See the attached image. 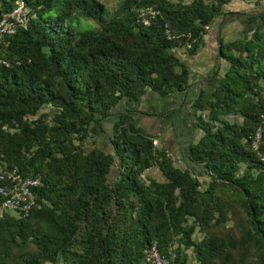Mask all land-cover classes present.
<instances>
[{
  "label": "trees",
  "instance_id": "1",
  "mask_svg": "<svg viewBox=\"0 0 264 264\" xmlns=\"http://www.w3.org/2000/svg\"><path fill=\"white\" fill-rule=\"evenodd\" d=\"M17 1L0 0V20ZM21 1L27 28L0 38V163L43 184L38 208L0 219V264H150L154 241L162 253L176 242L179 264L187 249L199 264H264V11L250 33L219 38L227 70L192 102L201 135L188 160L203 185L130 112L110 152L86 143L122 99L187 90L176 51L195 56L231 0H121L109 16L99 0ZM145 7L158 11L149 26ZM153 167L164 180L147 184Z\"/></svg>",
  "mask_w": 264,
  "mask_h": 264
},
{
  "label": "crops",
  "instance_id": "2",
  "mask_svg": "<svg viewBox=\"0 0 264 264\" xmlns=\"http://www.w3.org/2000/svg\"><path fill=\"white\" fill-rule=\"evenodd\" d=\"M211 31L205 36L204 49L210 48L212 62L204 60L196 62L190 67V87L184 92L174 91L168 95L161 96L152 89H148L141 100L129 101L122 99L112 110L110 117L101 122L98 132L89 137L92 147H99L105 151L112 150L110 137L113 134V123L123 113L130 112L135 117L138 125L159 140V147L165 149L171 157L182 159V166L189 168L198 177L205 176L202 168L188 160L190 145L198 140L201 131L195 126L196 111L192 106L201 88L209 90L212 88L215 78L214 60L218 50L216 43L211 40ZM214 33V32H213ZM210 41V44H208ZM208 48V49H209ZM203 49L195 55L199 57ZM182 59V58H181ZM185 62V59H182ZM219 77V75H218ZM218 79V78H217ZM152 178L163 181V175L152 174Z\"/></svg>",
  "mask_w": 264,
  "mask_h": 264
},
{
  "label": "built area",
  "instance_id": "3",
  "mask_svg": "<svg viewBox=\"0 0 264 264\" xmlns=\"http://www.w3.org/2000/svg\"><path fill=\"white\" fill-rule=\"evenodd\" d=\"M158 11L153 7H145L139 11L140 21L149 26L152 19L157 15ZM28 10L23 1L18 0L16 8L3 15L0 20V38L4 36L14 35L18 29H26L28 26ZM0 63H6L0 58ZM264 118V114H262ZM261 139V128L256 132L253 142L254 148H258ZM153 144L155 148L159 147V140L154 138ZM175 164L182 166V159L172 157ZM143 174V180L149 184L150 180ZM43 184L42 177L39 174L24 176L16 168H9L6 163H0V219L7 215L15 217L26 216L32 209L39 207L34 188ZM176 242L169 248L167 253L159 250L157 241H154L147 249H145L146 261L150 264H179L177 261V253L175 252Z\"/></svg>",
  "mask_w": 264,
  "mask_h": 264
},
{
  "label": "rangeland",
  "instance_id": "4",
  "mask_svg": "<svg viewBox=\"0 0 264 264\" xmlns=\"http://www.w3.org/2000/svg\"><path fill=\"white\" fill-rule=\"evenodd\" d=\"M102 3H104L107 7L108 16L113 13L118 6L120 5L121 0H99ZM225 10L229 12V14L219 18L211 27L210 36L211 40L214 41L216 44V49L218 50L219 46V38L222 37L225 41L232 40L236 37L242 36L244 34L250 33L254 27L257 25L258 21V14L259 12L264 11V0H251V1H244V0H231L227 5H225ZM85 22H91L92 25L96 26L94 22L91 20L83 19ZM214 32V33H213ZM208 44H210V41H208L209 37L206 38ZM209 48V47H208ZM204 49L201 47L200 49H203L199 57L196 56H189L186 53L185 49L177 50L176 53L183 59H185V63L188 65V67H194L196 65V62H199L200 60L206 61V63L210 64L212 62L211 55L209 53V49ZM219 59V60H218ZM220 59L218 54L216 55V60H214L213 67L215 70L220 67V75H223L225 71L227 70L228 64L226 61ZM218 79L219 77L216 76ZM215 78L212 82L213 85H216L218 83V79ZM49 111L50 113H53L52 107H46L44 111ZM231 118H234L233 116H230ZM92 142L87 141L86 148L87 150L91 149ZM118 160L115 163L113 172L111 173V179L115 177L117 173L118 168ZM182 164V163H181ZM147 178H151L152 174H158L161 176V172L157 167H153L150 170L146 171ZM203 185L209 180V178L205 175L202 177H199ZM233 221L229 222V225H231ZM202 233L198 230L195 232V238L199 239L202 237ZM183 254H185L188 257V262L191 264H199L196 259L193 252V249H187L184 250ZM46 264H52V263H46Z\"/></svg>",
  "mask_w": 264,
  "mask_h": 264
},
{
  "label": "water",
  "instance_id": "5",
  "mask_svg": "<svg viewBox=\"0 0 264 264\" xmlns=\"http://www.w3.org/2000/svg\"><path fill=\"white\" fill-rule=\"evenodd\" d=\"M118 174H119V171H117V176H116V178L118 177Z\"/></svg>",
  "mask_w": 264,
  "mask_h": 264
}]
</instances>
